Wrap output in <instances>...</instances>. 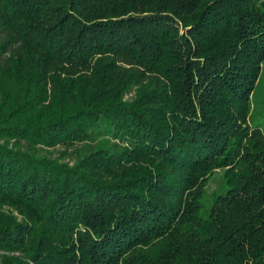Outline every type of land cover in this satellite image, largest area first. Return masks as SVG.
Instances as JSON below:
<instances>
[{"label": "trees", "instance_id": "16d2710c", "mask_svg": "<svg viewBox=\"0 0 264 264\" xmlns=\"http://www.w3.org/2000/svg\"><path fill=\"white\" fill-rule=\"evenodd\" d=\"M0 264H264V0H0Z\"/></svg>", "mask_w": 264, "mask_h": 264}]
</instances>
